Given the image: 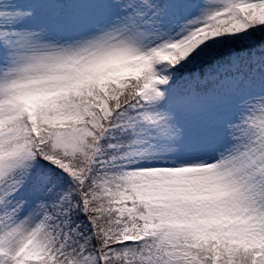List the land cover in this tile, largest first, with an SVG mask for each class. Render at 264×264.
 I'll list each match as a JSON object with an SVG mask.
<instances>
[{"label": "snow or ice", "instance_id": "snow-or-ice-1", "mask_svg": "<svg viewBox=\"0 0 264 264\" xmlns=\"http://www.w3.org/2000/svg\"><path fill=\"white\" fill-rule=\"evenodd\" d=\"M0 264H264V0H0Z\"/></svg>", "mask_w": 264, "mask_h": 264}]
</instances>
